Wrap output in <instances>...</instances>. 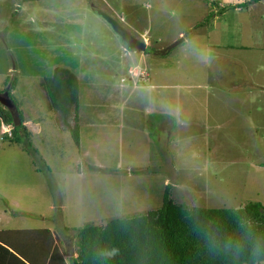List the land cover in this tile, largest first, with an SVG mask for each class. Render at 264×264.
Segmentation results:
<instances>
[{"label": "rangeland", "instance_id": "obj_1", "mask_svg": "<svg viewBox=\"0 0 264 264\" xmlns=\"http://www.w3.org/2000/svg\"><path fill=\"white\" fill-rule=\"evenodd\" d=\"M226 1L0 0V97L15 78L50 170L0 140V217L12 218L0 230L49 229L71 264L74 230L155 210L167 185L189 207L264 205V1L249 12ZM96 10L146 52L128 50ZM56 67L79 81V149L48 105Z\"/></svg>", "mask_w": 264, "mask_h": 264}, {"label": "trees", "instance_id": "obj_2", "mask_svg": "<svg viewBox=\"0 0 264 264\" xmlns=\"http://www.w3.org/2000/svg\"><path fill=\"white\" fill-rule=\"evenodd\" d=\"M262 1L247 0L230 6L245 8ZM15 84L14 78L10 90ZM44 87L50 110L58 114L61 125L79 149L77 76L65 67H56L44 80ZM10 90L5 89L3 93L7 92L14 105L16 119L0 103L1 121L14 125V136L8 143L24 145L36 172H41L38 165L50 171L30 143V132ZM165 188L161 206L155 210L112 219L104 226L88 224L74 230L78 239L77 257L71 264H264V248L257 256L252 252L257 241L264 243V205L248 202L236 209L189 207L176 203L170 197L169 185ZM245 224L247 227H242ZM226 240L240 241L239 253L225 251L223 242ZM55 242L49 229L0 231V264H67Z\"/></svg>", "mask_w": 264, "mask_h": 264}, {"label": "water", "instance_id": "obj_3", "mask_svg": "<svg viewBox=\"0 0 264 264\" xmlns=\"http://www.w3.org/2000/svg\"><path fill=\"white\" fill-rule=\"evenodd\" d=\"M96 13L101 16L105 21L111 26L114 33L122 39V41L126 44L128 50H135L139 52H143L146 49V44L143 41L135 38L129 31L123 28L115 19H113L108 14H105L101 10H96ZM183 39L181 38L179 41L172 43L164 50L161 51V55H164L176 45H178ZM4 96L0 97V103L8 108L11 112L14 119H16V111L14 105L8 99L7 92L3 94Z\"/></svg>", "mask_w": 264, "mask_h": 264}, {"label": "crops", "instance_id": "obj_4", "mask_svg": "<svg viewBox=\"0 0 264 264\" xmlns=\"http://www.w3.org/2000/svg\"><path fill=\"white\" fill-rule=\"evenodd\" d=\"M230 1H232V0H227L225 3H227V4H229V5H236V4H239V3H242V2H244V1H247V0H234L233 2H230ZM263 2V1H262ZM258 3H256V4H250L248 7H245V8H247L246 10H247V12H249L250 10H252L253 8H254V6L255 5H257ZM259 4H260V2H259ZM219 6H220V4H219ZM221 7V6H220ZM245 8H238V10H241V9H245ZM27 95H29V94H27ZM32 95H33V93H31L29 96H31L32 97ZM30 102H31V100H29ZM36 101H38V99L36 98ZM37 103V102H36ZM26 106L28 107L29 105H28V102H26ZM36 116V114L35 113H33V117H32V120L33 119H35V118H38V117H35ZM38 116V115H37ZM81 144V143H80ZM16 218H18L17 216H15V218L14 219H16ZM12 218H11V216H9L8 214H6V212H3V215H2V217H0V223H12V220H11ZM7 229H9L8 231H23V230H33V229H19V228H7ZM3 230H5V229H2V230H0V231H3ZM0 259H1V255H0Z\"/></svg>", "mask_w": 264, "mask_h": 264}, {"label": "clouds", "instance_id": "obj_5", "mask_svg": "<svg viewBox=\"0 0 264 264\" xmlns=\"http://www.w3.org/2000/svg\"><path fill=\"white\" fill-rule=\"evenodd\" d=\"M161 52V51H160ZM242 227H247V225H242ZM213 244L215 245V241H213ZM223 248L227 252L231 253H239V251L242 248V243L240 241H233V240H226L223 242ZM264 248V243H261L260 241H257L253 245V255L257 256L261 253V249Z\"/></svg>", "mask_w": 264, "mask_h": 264}, {"label": "built area", "instance_id": "obj_6", "mask_svg": "<svg viewBox=\"0 0 264 264\" xmlns=\"http://www.w3.org/2000/svg\"><path fill=\"white\" fill-rule=\"evenodd\" d=\"M14 125H8L1 121L0 119V140L12 139L14 134Z\"/></svg>", "mask_w": 264, "mask_h": 264}]
</instances>
